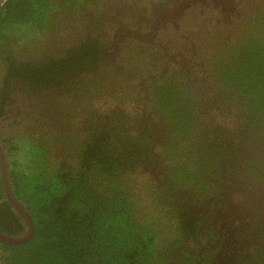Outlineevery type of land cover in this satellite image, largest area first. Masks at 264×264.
I'll return each instance as SVG.
<instances>
[{
	"label": "trees",
	"instance_id": "trees-1",
	"mask_svg": "<svg viewBox=\"0 0 264 264\" xmlns=\"http://www.w3.org/2000/svg\"><path fill=\"white\" fill-rule=\"evenodd\" d=\"M30 1L9 0L8 18L20 26L36 25L34 19L27 20L33 10ZM40 3L39 9L46 8ZM263 24H256L259 33L250 29L217 64L226 84L225 88L220 85V98L230 102L232 109L243 105L245 122L257 130L264 128ZM3 36L6 40L7 33L0 32V38ZM7 45L0 47V61L5 66L0 79V138L5 142L11 186L32 216L35 233L19 246L0 242V264H210L209 252L199 255L184 244L201 233L200 221L185 206L176 209L171 205L173 194L165 193L172 183L173 190L191 192L200 199L201 187L208 185L206 175L214 176L217 170L211 171L217 166L216 147H208L212 141L194 117L196 98L183 91L178 75L161 76L151 87L156 94L154 114L167 124L163 142L171 146L165 157L170 163L169 185L164 191L163 187L154 189V205L168 221L175 220L170 228L159 225L161 218L158 223H145V216L129 199V188L122 183L126 174L137 169L144 172L152 160L151 150L163 142L151 137L153 130L145 127L143 116L130 120L116 110L101 115L84 102L89 94L102 92L107 72L113 71L109 62L99 59V46L94 45L91 53L83 51L88 45L46 48L43 53L50 57L35 65L33 60L20 61L7 54ZM123 61L132 64L135 60ZM16 79L48 90L41 94L51 114L40 116L43 107L38 112L32 109L24 118L31 125L16 134L15 130L5 133V128H19L24 121H16L5 108L11 84H18ZM2 118L6 125L1 124ZM167 161L161 160L162 164ZM0 231L8 235L25 231V223L6 200L1 179Z\"/></svg>",
	"mask_w": 264,
	"mask_h": 264
},
{
	"label": "flooded vegetation",
	"instance_id": "flooded-vegetation-1",
	"mask_svg": "<svg viewBox=\"0 0 264 264\" xmlns=\"http://www.w3.org/2000/svg\"><path fill=\"white\" fill-rule=\"evenodd\" d=\"M8 1L0 0V6ZM50 2L56 5L55 25L59 26L61 19L71 21L72 27L82 25L89 32L79 39L77 46L88 45L83 51L87 49L91 53L93 46L98 45L99 59L109 62L115 74L124 71L132 75L131 70L120 71L121 65L117 64L126 59L153 63L152 70L160 66V75L152 77L150 88L143 83L139 85L143 93L153 94V80L178 75L183 91L196 98L194 117L199 129L212 141L208 147H216L217 166L211 167V171L217 170L214 176L206 175L208 185L201 187L200 195L204 197L200 199L191 192L173 190L170 183L174 196L171 205L176 209L185 206V211L200 221L201 233L193 241L199 255L211 254L210 264H264V128L257 130L246 123L240 104L241 123L233 132L213 124L209 127L199 123L198 118L206 109L234 114L232 104L220 98V85L225 88L226 84L217 64L250 29L259 33L256 24L262 22L264 11L251 20V0H71L65 5H60V0ZM49 57L47 53L38 55L34 64H41ZM16 82L11 84L13 89L5 107L16 121L23 120L32 109L38 112L39 107H43L40 116L51 114L45 109L48 103L44 95L48 90L41 91L35 83L21 79ZM150 95L145 98L151 99L155 106L156 94ZM145 116L149 115L144 114L142 120ZM157 118L156 122L147 120L145 127H151V137L163 142L162 132L167 124L160 115ZM3 123H7L4 118ZM1 141L4 146L5 142ZM163 143L164 152L171 149ZM151 156L149 172L164 191L169 185L166 173L170 165L162 164V158L153 149Z\"/></svg>",
	"mask_w": 264,
	"mask_h": 264
},
{
	"label": "rangeland",
	"instance_id": "rangeland-1",
	"mask_svg": "<svg viewBox=\"0 0 264 264\" xmlns=\"http://www.w3.org/2000/svg\"><path fill=\"white\" fill-rule=\"evenodd\" d=\"M50 1L54 0H31L30 2H28V4L33 7V10L27 20L31 18L35 20V23H37L36 25H33L31 27L25 25L20 26L15 21L8 18L7 13L11 6L10 3L5 4V6H0V16L2 12L6 11V13L2 15L3 17H0V32L7 33V36L5 38L6 40H4V36L0 38L2 40L0 41V47L4 48L5 45L8 44V48L6 51L7 54H12L13 56H15V58L19 59L20 61L29 62L33 60V62H35V58L38 55H42L43 51H45L46 48L58 50L68 49L72 46L78 45V43L80 42L79 39H83L84 37H86V32L89 31L85 30L82 25L76 24L75 27H72L73 24L71 21H68V19H61L59 21L60 25L56 26L54 23V21L56 20V17L54 16V12L56 11V5H54V3ZM40 2H42V4H45L43 6L46 8H44L43 10L38 8L39 6H41ZM70 2L71 0H60V5H65V3L69 4ZM60 7L61 6H57V8ZM250 9V19L252 20L264 11V1L251 0ZM261 17L263 20L262 22L264 23V15H262ZM8 27H13L16 29L10 31L5 30ZM122 46H124V44ZM129 46L130 44L128 43L127 47ZM41 51L42 53H40ZM2 55L6 54L2 52ZM117 64L121 65L120 71L121 69L131 70L130 73L132 75H128L127 73L129 72L124 71L123 73L119 72L115 74L112 71L111 65H109L112 72L111 74L107 72V79L105 81V86L101 90L102 92L100 94L94 95L89 94L85 98L84 102L87 103V105L89 106V110L92 109L97 113L99 112L98 114L101 115H106L109 111L116 110L118 112H122L124 117L127 116L130 118V120H134L133 117H141L146 114L149 116H145L143 118V123L148 122L150 118L153 120V122H156L158 120V115L153 113L154 103L150 102L151 99L145 98L150 94V96L154 97L153 94L150 92L151 89L149 91L150 94H148L147 92L143 93L140 90L139 85L143 83L148 89L152 77H158V75H160L159 70L161 67L156 66L155 70H152V68H154L153 63L143 60H135L132 64H128L127 61L121 60L117 61ZM171 66L173 69L172 64ZM138 67H141L143 69H138ZM4 70L5 66L3 65V63L1 64L0 61V79H2V75H4ZM84 71L85 73L87 72L86 69H84ZM145 72L146 74H142ZM147 74H149L148 77ZM239 110V108L231 109V113L235 114L234 116V114H228L227 112H219V110L217 111L213 109H206L205 112L201 113L200 117H198L199 123L205 125L209 124V127L216 125L220 127V129L225 128L228 129V132H233L234 130H236V126L238 125V123H241V120H239L238 118ZM76 121L78 122V119ZM76 121L75 124H77ZM3 124L6 125L7 123ZM24 125L26 126L24 127ZM29 125H31V120L28 118L23 122V125L19 128H12L9 126V128H5L4 130L5 133L8 131L11 132L15 130L16 134L18 132H21L24 128H27V126ZM179 146L183 148L184 144H180ZM165 150L166 147L164 146V143L159 144L158 142L156 143L153 149L154 153L156 152V154L162 158V161H167L165 157H167L168 153H170L168 150L164 152ZM59 151L61 152V150ZM166 163L170 164L169 160ZM148 168L149 167L147 166L144 169V172L141 169H137L131 174L124 175L122 177V183L124 187L127 186L129 188V199L133 202L135 210L140 213L141 216H145V223L152 222L154 220H156V223H158V219L161 218L159 221V225L161 223L163 226L169 225L170 228H172V226L176 225L175 220L170 219L168 221V218L160 214L161 210L157 209L154 205V202L157 199V195H154V189H157V187L161 184H158L157 180L153 178L154 174L150 173V170ZM160 180L162 181L163 177H161ZM165 189L168 190H165V193L173 194V190L170 186ZM146 217L148 221L146 220ZM162 235L167 236L166 232H163ZM201 240L202 242H207L204 237H202ZM186 243H188L187 250H192V248H194L193 251H197L195 244L196 242H193L191 240L187 241Z\"/></svg>",
	"mask_w": 264,
	"mask_h": 264
},
{
	"label": "water",
	"instance_id": "water-1",
	"mask_svg": "<svg viewBox=\"0 0 264 264\" xmlns=\"http://www.w3.org/2000/svg\"><path fill=\"white\" fill-rule=\"evenodd\" d=\"M1 4V3H0ZM0 179L6 200L25 223V231L19 235H8L0 231V242L10 246H19L28 242L35 233V223L25 206L19 201L11 186L6 152L0 139Z\"/></svg>",
	"mask_w": 264,
	"mask_h": 264
}]
</instances>
